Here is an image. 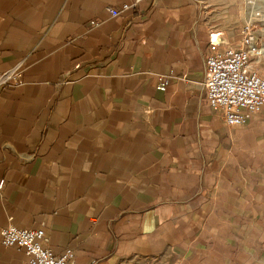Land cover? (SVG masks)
Instances as JSON below:
<instances>
[{
    "label": "crops",
    "instance_id": "crops-1",
    "mask_svg": "<svg viewBox=\"0 0 264 264\" xmlns=\"http://www.w3.org/2000/svg\"><path fill=\"white\" fill-rule=\"evenodd\" d=\"M122 1L0 0V71L25 62L0 88V230L75 264H264V108L228 126L204 96L228 41L202 0Z\"/></svg>",
    "mask_w": 264,
    "mask_h": 264
},
{
    "label": "built area",
    "instance_id": "built-area-1",
    "mask_svg": "<svg viewBox=\"0 0 264 264\" xmlns=\"http://www.w3.org/2000/svg\"><path fill=\"white\" fill-rule=\"evenodd\" d=\"M142 1L125 0L109 11L114 16L130 9L136 11ZM242 18L239 46L212 43L205 59V99L210 107L223 111L228 126L244 125L264 108V76L253 67L262 52L258 29L245 16ZM24 65L22 60L13 68L0 71V88L22 83ZM168 85L167 78H159L158 89ZM0 238L4 247L15 246L22 251L21 264H75L74 250L68 247L55 252L42 227L22 228L9 220L1 227Z\"/></svg>",
    "mask_w": 264,
    "mask_h": 264
},
{
    "label": "rangeland",
    "instance_id": "rangeland-1",
    "mask_svg": "<svg viewBox=\"0 0 264 264\" xmlns=\"http://www.w3.org/2000/svg\"><path fill=\"white\" fill-rule=\"evenodd\" d=\"M207 10V16L213 18L219 25L218 28L224 38L232 47L239 46V38L242 31L245 16L258 29L261 45V55L253 67L264 76V0H202Z\"/></svg>",
    "mask_w": 264,
    "mask_h": 264
},
{
    "label": "bare ground",
    "instance_id": "bare-ground-1",
    "mask_svg": "<svg viewBox=\"0 0 264 264\" xmlns=\"http://www.w3.org/2000/svg\"><path fill=\"white\" fill-rule=\"evenodd\" d=\"M110 12V11H109ZM114 16V15H113ZM116 16V15H115ZM215 44H217V43H215ZM219 45V44H218ZM221 46V45H220ZM223 46H228V45H223ZM209 52V51H208ZM207 56V55H206Z\"/></svg>",
    "mask_w": 264,
    "mask_h": 264
}]
</instances>
